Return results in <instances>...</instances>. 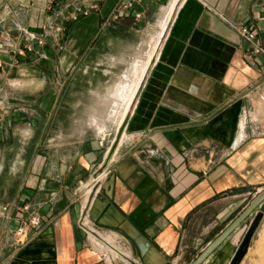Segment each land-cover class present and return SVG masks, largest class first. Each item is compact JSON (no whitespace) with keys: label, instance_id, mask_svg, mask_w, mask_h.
I'll use <instances>...</instances> for the list:
<instances>
[{"label":"crops","instance_id":"obj_1","mask_svg":"<svg viewBox=\"0 0 264 264\" xmlns=\"http://www.w3.org/2000/svg\"><path fill=\"white\" fill-rule=\"evenodd\" d=\"M171 1L0 0L12 45L42 26L54 32L44 58L0 68V264H191L264 190V54L236 28H256L264 44V0H181L119 153L108 158L99 136L79 134L90 57L157 29ZM79 7L88 13L73 20ZM8 46L0 41V61ZM106 166L89 216L124 241L128 262L105 261L77 224ZM32 212L40 231L19 248L13 230ZM257 212L202 264H230ZM262 241L264 217L239 264H264Z\"/></svg>","mask_w":264,"mask_h":264},{"label":"rangeland","instance_id":"obj_2","mask_svg":"<svg viewBox=\"0 0 264 264\" xmlns=\"http://www.w3.org/2000/svg\"><path fill=\"white\" fill-rule=\"evenodd\" d=\"M159 21L157 29L152 26L144 27L131 39L125 40V42L118 41L108 53L96 52L90 57V94L84 92L79 97L80 101L84 103V107L77 113L78 130L79 134L87 132L99 136V142L109 152L108 158L119 153V144L128 137L123 131L124 124L133 110L146 75L139 83L132 110L123 117L124 108L131 92L140 80L142 68L148 61L157 40L161 30ZM82 82L84 81L82 80ZM102 168V170L106 168L108 170V166ZM99 172L100 170L96 174ZM94 179L91 184L88 183L83 192L84 206L95 190ZM90 189H93L91 193ZM260 245L263 246L264 241L260 242Z\"/></svg>","mask_w":264,"mask_h":264},{"label":"built area","instance_id":"obj_3","mask_svg":"<svg viewBox=\"0 0 264 264\" xmlns=\"http://www.w3.org/2000/svg\"><path fill=\"white\" fill-rule=\"evenodd\" d=\"M88 10H82L80 7L76 9L71 16L73 20H76L81 15H86ZM136 18H140L141 14L137 13ZM64 26L59 25L57 30L60 31ZM237 30L241 36L250 43V47L255 54H264V44L258 37V30L248 24L241 23L236 26ZM53 36L52 28L49 26H42L41 33H31L27 32L25 36V41L22 40L18 45H12V36L8 33H0V41L4 42L8 46V53H10L9 61H0V68L12 67L18 65L22 62V59L31 57L33 60L37 61L40 58H44L45 55L42 51V47L46 44V40L49 36ZM36 41V47L32 41ZM261 101L264 103V94L260 96ZM109 170H107L100 180L94 182V187H97L103 177L107 175ZM98 175V174H97ZM97 175L94 177L96 179ZM93 180L89 183L91 184ZM89 204L88 201L85 206L82 204L81 210L78 217V227L82 229L89 238L93 246L98 249L101 253L102 258L107 262H113L116 260H121L123 262L130 261L129 255L125 250L124 241L114 236L111 233L101 232L90 220L89 216ZM9 207L5 206L3 209L7 210ZM29 203H24L20 206V211H29ZM253 220V218H252ZM251 220V222H252ZM251 222L246 226L244 233L246 234ZM41 227V217L36 212L30 213L26 219H21L17 227L13 230V235L17 246L24 247L27 245L32 238L39 233ZM244 234V235H245ZM97 241H100L97 243ZM114 251V252H113Z\"/></svg>","mask_w":264,"mask_h":264},{"label":"water","instance_id":"obj_4","mask_svg":"<svg viewBox=\"0 0 264 264\" xmlns=\"http://www.w3.org/2000/svg\"><path fill=\"white\" fill-rule=\"evenodd\" d=\"M258 209L230 264H239L246 255L251 241L264 217V190L256 196L243 212L191 263L202 264L252 213Z\"/></svg>","mask_w":264,"mask_h":264},{"label":"bare ground","instance_id":"obj_5","mask_svg":"<svg viewBox=\"0 0 264 264\" xmlns=\"http://www.w3.org/2000/svg\"><path fill=\"white\" fill-rule=\"evenodd\" d=\"M181 0H172L170 2V4L168 5V8L166 10V14L165 16L161 19L160 21V32L158 34V37H157V40L151 50V54L149 56V59L148 61L145 63V66L144 68H142V75L140 77V80L139 82L137 83V85L135 86L134 90L131 92L130 94V97H129V100L124 108V112H123V117L127 114L128 111L132 110L131 108L133 107L134 105V101L136 99V93H137V89H138V86H139V83L140 81L142 80L143 76H145L147 74V72H149V69L152 65V60L157 56L158 54V51H159V48H160V45L162 43V39L163 37H165V33L167 31V29L169 28V23L172 19V16L174 14V12L176 11L177 7L179 6ZM154 61V60H153ZM148 69V70H147ZM144 79V78H143ZM103 169V168H102ZM101 169V170H102ZM107 169V168H106ZM106 169L102 170L96 177V179H94L95 181L96 180H99L103 175L104 173L107 171ZM93 189H90V193L92 192ZM89 193V194H90ZM89 194L87 195V197L89 196ZM87 201V200H86ZM98 243V241H97ZM114 252V251H113Z\"/></svg>","mask_w":264,"mask_h":264}]
</instances>
